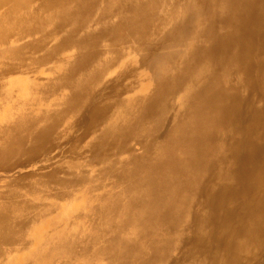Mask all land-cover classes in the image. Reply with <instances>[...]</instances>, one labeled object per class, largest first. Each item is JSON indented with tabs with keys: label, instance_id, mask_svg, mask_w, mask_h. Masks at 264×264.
Instances as JSON below:
<instances>
[{
	"label": "bare ground",
	"instance_id": "1",
	"mask_svg": "<svg viewBox=\"0 0 264 264\" xmlns=\"http://www.w3.org/2000/svg\"><path fill=\"white\" fill-rule=\"evenodd\" d=\"M73 1H77L75 5L79 6L82 3V0H0V11H13V16L17 17L22 8L39 13L47 7L49 11L56 12L57 17L59 15L61 19L68 20L78 17L82 10L75 5L68 10V3ZM212 8L220 10V17L218 14L201 17L207 23L196 24L192 16L205 14L207 9ZM185 13L188 19L177 23L175 28L184 33L188 51L183 55L180 53V60H176L175 53L174 57L155 51L145 54L150 62L144 71L148 75L154 71L159 73V80L155 81H158V88L155 87L144 97L143 111L133 118L129 111L124 115L131 123L137 118H146L155 111L159 96L175 88L179 92L181 107L169 118L161 117L155 124L150 119L141 127L148 145H144L142 151L143 137L139 135L141 138L134 145L133 160L121 157L110 159L116 152L114 154L109 150L118 145L121 147L123 140L120 141L121 136L101 131L99 138L106 142L110 140L112 145L103 148L105 151L100 158L107 160L104 168L132 162L136 177L141 178L142 187L134 188V196L135 200L142 202L137 209L140 208L139 213L143 217L138 219L137 213L132 220L141 222V225L144 223L140 231L146 233L145 245L150 253L145 258L138 257L134 264H165L167 230L185 226L188 222L186 229H191L192 236L182 241L183 253L174 259L173 264H264V0H194L193 6ZM149 14V8L138 14H128L125 22L130 25L128 28L132 30V37L148 34V30L154 27L158 18L152 19L154 17ZM164 19L163 14L161 21ZM217 26L221 29L217 30ZM191 31L205 40L197 42L188 39L186 34ZM122 32L113 31L110 39L124 40ZM170 33L165 35L167 40L164 42H169L173 35ZM90 39L83 43L97 42L95 36L91 35ZM99 53L85 51L81 62L93 61ZM191 62L198 66L192 77L185 80L183 73ZM73 68L69 65L56 75L73 79V82H66L71 90L67 95L69 99L57 103L55 107L47 105L36 113L22 108L20 102L13 107L16 100H9L12 117L9 113L0 112L3 117L8 116L6 121H0V169L7 165L25 164L42 152L50 151V142L64 132H57L53 127L63 114L58 112V104H62V109L67 111L80 112L76 118L80 129L73 135L81 141L97 131L113 107L124 100H103L113 94H122L120 92L126 86L118 82L123 74L92 92L88 85L74 82L77 76ZM52 82L53 79L48 78L39 88L45 99L51 94ZM28 84L23 82L22 86L25 94L30 96ZM4 96L3 91L0 108L6 102L7 97ZM91 97V103L85 106ZM16 99L21 104L24 101L22 97ZM168 106V101H163L161 108L165 110ZM164 121H168V127L166 131H160ZM155 130L158 134H154ZM138 132L141 134V129ZM154 148L158 149V153L150 157L148 150ZM66 153L73 156L76 150L69 149ZM116 172L121 174L120 169ZM107 202H110L109 199ZM73 206L74 201L67 208ZM188 209L189 214L193 210L190 221L184 217ZM13 219V225L26 226L21 217L14 216ZM12 224L6 223L7 235L9 230H14ZM10 234L15 236L14 231Z\"/></svg>",
	"mask_w": 264,
	"mask_h": 264
},
{
	"label": "rangeland",
	"instance_id": "2",
	"mask_svg": "<svg viewBox=\"0 0 264 264\" xmlns=\"http://www.w3.org/2000/svg\"><path fill=\"white\" fill-rule=\"evenodd\" d=\"M81 2L80 6L75 5L77 1L68 3V10L75 6L82 9L78 17L68 20L61 19L59 15L57 17V13L49 11L47 7L39 13L22 8L17 17L13 16V11H0L3 14L0 15V95L4 91V97H7L0 112L11 114L13 109L9 100H16L13 107L20 102L22 108L36 113L47 105L55 107L57 103L69 99L67 95L71 90L66 82H73V79L56 77L69 65L74 67L73 71L77 76L74 82L88 85L92 92L115 81L120 74L123 76L118 83L126 86L121 90L122 94L103 98L107 102L124 100L113 107L109 117L97 127V131L81 141L73 135L80 129L76 123L80 112L71 109L67 111L62 109V104H58V112L63 114L60 121L54 122L53 127L57 132H64L56 135V140L50 142V151L42 152L39 157H34L25 164L15 167L7 165L0 169V264H134L138 257L145 258L150 253L145 245L146 233L140 231L143 230L144 223L141 225V222L132 220L133 215L139 213L140 208H137L142 204L134 196V188L142 187L141 178L136 177L134 164L129 161L104 168L107 160L103 161L100 157L105 151L103 148L112 145V142L100 139L99 133L105 131L122 137V146L109 150L111 153L116 152L110 159L121 157L133 160L134 145L141 138L139 135L143 137L142 151L144 145H148L141 127L150 119L155 124L161 117L169 118L181 107L179 92L175 88L159 96L155 111L146 118H137L131 123L124 115L130 113L133 118L143 111L144 97L155 87L158 88V81H155L157 78L159 80V73L154 71L148 75L144 71L146 64L150 62L145 54L155 51L174 57L175 53L176 60H180L181 55L188 51L185 35L175 25L188 19L185 12L193 6L194 0ZM147 8L149 15L154 17L152 19L158 18V21L148 30V34L132 37V30L128 28L130 25L125 22L126 17ZM163 14L165 19L161 21ZM216 14L220 17V10L212 8L207 9L205 14L197 13L192 17L196 24H206L207 21L202 18ZM220 29L217 26V30ZM121 30L126 41L110 39L113 31L121 34ZM168 33L173 35L169 42H164ZM91 35L97 37V42L83 43L90 41ZM186 37L197 42L205 40L193 31L186 34ZM85 51L100 53L93 61L83 64L81 56ZM197 66L193 62L188 64L183 73L185 80L192 77ZM155 69L161 70L159 67ZM48 78L53 79L49 100L43 97L39 89ZM23 82L29 83L30 96L25 94ZM21 97L24 99L22 104L16 99ZM134 98L137 100L134 101ZM91 99L92 97L88 99L85 106L91 103ZM163 101L170 104L168 109L162 110ZM7 117L0 114V121H6ZM162 124L160 131H166L168 121ZM140 129L141 134L138 132ZM154 134H158L156 130ZM71 138L73 139L70 140ZM107 143L110 144L104 145ZM52 147L54 148L51 149ZM73 148L76 150L73 155L75 157L66 153ZM148 153L153 157L158 149L148 150ZM117 169L121 170V174L116 172ZM124 175L127 177L124 178ZM108 199L110 202H107ZM73 201L74 206L67 208ZM102 202H105L104 205ZM14 216L21 217L26 226L13 225ZM136 216H139L136 217L138 219L143 217L141 212ZM192 216L193 210L190 214L189 209L184 213L188 221L192 220ZM8 218L10 219L7 220ZM7 222L14 226V230H9V225L8 235ZM188 223L177 229L167 230L165 264H173L176 261L174 259L183 253L182 241L192 236L191 229H186ZM12 231L15 236H11Z\"/></svg>",
	"mask_w": 264,
	"mask_h": 264
}]
</instances>
